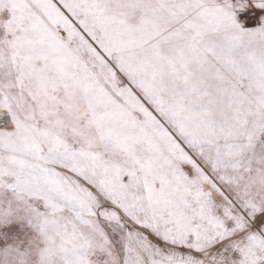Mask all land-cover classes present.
I'll use <instances>...</instances> for the list:
<instances>
[{
	"label": "snow or ice",
	"instance_id": "snow-or-ice-1",
	"mask_svg": "<svg viewBox=\"0 0 264 264\" xmlns=\"http://www.w3.org/2000/svg\"><path fill=\"white\" fill-rule=\"evenodd\" d=\"M0 264H264V0H0Z\"/></svg>",
	"mask_w": 264,
	"mask_h": 264
}]
</instances>
